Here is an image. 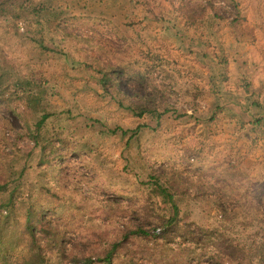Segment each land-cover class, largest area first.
<instances>
[{"label": "rangeland", "instance_id": "374dc122", "mask_svg": "<svg viewBox=\"0 0 264 264\" xmlns=\"http://www.w3.org/2000/svg\"><path fill=\"white\" fill-rule=\"evenodd\" d=\"M0 1V181L21 185L15 213L38 234L64 229L48 264L123 235L114 264H264V128L240 114L264 102V0ZM143 96L160 118L127 108Z\"/></svg>", "mask_w": 264, "mask_h": 264}, {"label": "trees", "instance_id": "16d2710c", "mask_svg": "<svg viewBox=\"0 0 264 264\" xmlns=\"http://www.w3.org/2000/svg\"><path fill=\"white\" fill-rule=\"evenodd\" d=\"M5 12L6 8L0 3V13ZM107 66H109V70L104 69V67L98 63L97 70L101 74L99 81L107 92L111 89L117 91V67L110 62L107 63L106 67ZM27 84L35 85L32 80H28ZM20 87L23 88V86ZM24 90L27 94V109L29 110V113L33 115L34 112L44 111V108L40 105L42 97L39 92L33 90L32 86L31 88ZM0 101H2L1 94ZM253 106L259 107V110L256 113L249 114L247 113L248 107L240 105L243 110L240 112L243 118L242 123H252L255 126L264 128V114L261 113L264 109V102L253 101ZM127 108L140 116L151 113L153 115L157 114V118H160L163 114L162 112H158L157 107L154 106L152 99L148 96H143L137 103L131 104ZM48 116V113H42L37 122L38 128L42 127ZM139 128L140 127H138L137 130H139ZM114 132L116 133L118 130L114 129ZM127 133L128 131H122V135H126ZM44 148H47V145H45ZM60 155V150L54 151V156ZM9 185L10 183L8 181H0V193H7L6 198L0 203V264H48L45 242H48V246H50L51 249H58L65 253L66 235L64 229L60 227L57 220L45 218L46 224L42 229V234H38L34 222L35 214L32 213L31 208L27 210L24 220H21L15 213L14 204L18 197L17 194L21 190V185L19 183H16L14 186ZM159 188L172 203V216L164 222L166 225H169V227H175L180 216V207L171 193L162 186H159ZM132 233L146 235L147 231L143 228H138ZM123 236L125 239L130 237V235ZM125 239L120 242H113L111 247L102 256L98 257V259H95L94 255L74 257V264H95L97 262L96 260H99L101 264H114L117 252L120 248L125 246ZM158 260L159 259L156 261Z\"/></svg>", "mask_w": 264, "mask_h": 264}, {"label": "crops", "instance_id": "0c3cea01", "mask_svg": "<svg viewBox=\"0 0 264 264\" xmlns=\"http://www.w3.org/2000/svg\"><path fill=\"white\" fill-rule=\"evenodd\" d=\"M259 64V63H258ZM258 67H260L259 65H258ZM243 69H244V66H243ZM261 69V68H260ZM244 72V71H243ZM262 74V73H261ZM261 76V75H260ZM261 78H264V76H261Z\"/></svg>", "mask_w": 264, "mask_h": 264}]
</instances>
